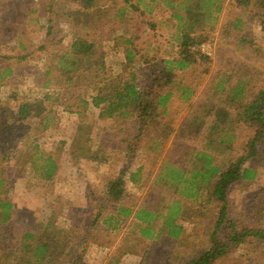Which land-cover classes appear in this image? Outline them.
<instances>
[{"label":"trees","instance_id":"16d2710c","mask_svg":"<svg viewBox=\"0 0 264 264\" xmlns=\"http://www.w3.org/2000/svg\"><path fill=\"white\" fill-rule=\"evenodd\" d=\"M68 1L71 6L67 19L72 40L65 51H59L56 56L49 54L50 42L46 39L49 40L53 32L47 20L48 31L38 52L46 53L41 56L46 64L52 57L56 63L47 67L42 74L44 82L37 81V87L29 95H13V99L18 101L16 120L39 119L38 125L42 128H55L59 124L56 110H60L62 105H67L70 113L76 112L75 121L85 116L88 107L93 105L99 108L101 118L119 119L121 132L125 134L122 143L127 152V164L105 178L101 196L96 197H102L105 204L97 206L89 224L78 225L69 221L74 209L68 206L63 217L54 215L36 229L23 230L12 248L0 245V264H60L62 256L69 258V264H87L84 257L89 250V236L95 233L99 222L107 225V220L120 224L131 219L149 243H157L163 234L177 240L185 231L184 213L193 210L204 212L209 204L214 203L218 206L219 216L210 232V244L198 248L197 253L185 258L181 264H215L233 247L249 240L264 241V227H241L228 217L230 190L238 183L253 180L257 174V170L247 162L261 154L264 141V81L258 87H249V80L240 78L235 82L234 77L243 74L236 70L233 61L221 79L215 84L211 81L198 93L197 87L183 84L184 79L180 75L199 60L208 59L196 50V46L205 40L203 33L208 31L207 27L213 28L218 21L224 0H136L134 3L124 0L126 5L114 10L113 22L105 27L106 31H111L106 41L105 22L102 23L100 13L105 11L102 10L105 3L102 4L101 0ZM235 1L238 4L251 2ZM155 2L170 11V19L177 23L178 51L171 56L166 55L169 57L159 55V47L153 42H138L141 35L137 32L146 21L144 18L136 20L137 17L134 21L127 14L128 10L139 16L151 12ZM258 2L264 12V0ZM125 23L130 27L128 35L118 32ZM262 24L264 29V20ZM152 29H156L154 25ZM32 52L20 58L25 59ZM261 59L259 56L256 60ZM11 71L10 67L3 70L1 80L4 81ZM212 77L215 79L216 74ZM52 85L60 89H50ZM79 92H83V107L73 110L69 106L70 97ZM177 93L182 105L189 106L190 111L181 121L177 115L174 119L164 120L168 117L172 97ZM46 100H52V104H45ZM237 123L254 129V133L238 147L234 143L238 134L235 130ZM85 133H88L87 142H90V126L79 124L73 140L78 150L73 155L105 165L103 145H94L95 149L89 152L86 151L90 147L83 148L81 140ZM33 137L29 150H26L27 165L22 173L29 175L37 184L53 185L56 202L70 200L68 180L59 175L60 155L42 149L38 138ZM176 146L182 148L179 156L172 153ZM140 149L152 158V164H158L155 174L149 171L147 182L151 189L158 186L167 192L160 209L157 206L140 205L136 208L124 205L127 183L139 184L145 177L143 166L132 169ZM167 149L169 151L165 153ZM10 188L7 178L0 177V235L11 225L17 212L16 205L8 196ZM199 198L201 201L197 204L191 203ZM203 199H207L206 203ZM92 204H95L93 200L88 207ZM105 210H108V218L101 219ZM87 215L90 216L89 211ZM225 225L228 230L225 234L219 233ZM71 231L74 233L70 234ZM62 232L68 233L61 236ZM68 237L74 240L64 252L61 245ZM107 264H112V261Z\"/></svg>","mask_w":264,"mask_h":264},{"label":"rangeland","instance_id":"374dc122","mask_svg":"<svg viewBox=\"0 0 264 264\" xmlns=\"http://www.w3.org/2000/svg\"><path fill=\"white\" fill-rule=\"evenodd\" d=\"M135 1L132 0V3ZM68 2V0H0V75L8 67L12 70L4 81L0 78V177L7 178L8 185L11 187L8 196L17 208L15 219L9 227L2 230L3 234L0 235V245L4 248H12L23 230L36 229L54 215L63 217L68 206L74 209H72L73 216L68 218L69 221H74L78 225L89 224L97 206L105 204L102 197L96 198L101 196L102 187L99 186H103L105 178L113 175L115 170L118 172L127 164V152L122 143L125 134L121 132L119 119L101 118L99 108L93 105H90L85 116L79 117L77 121H75L76 112L70 113L67 105H62L60 110H56L59 124L55 128H42V125H38L39 119L23 122L16 120L18 101L13 99V95H29L37 87V81L44 82L42 74L47 67L51 66V63H56L52 57L46 64L41 60V56L46 53L38 52L48 31L47 20L50 21L49 26H52L51 32H53L49 38L47 37L49 40L46 39L50 42L49 54L53 53V56L54 54L56 56L59 51H65L72 40L67 19L71 4ZM101 3H105L102 7L105 11L100 12L103 19L100 17L99 20L102 19V23L105 22L104 41H106L111 31H106L105 27L113 22L114 10L126 3L124 0H101ZM158 4L159 2H155L151 12H146L141 16L132 14L131 10H128L127 14L134 21L136 17V20L144 18L146 21L137 32L141 35L138 42L143 44L148 41L153 42L159 47L157 50L159 55L171 56L178 51L177 26H175L177 23L170 19V11ZM258 4V0H251L247 4H238L235 0H224L218 21L213 28L207 27L208 31L203 33L205 40L196 46V50L208 59L199 60L185 69L180 74L184 79L183 84L197 87L198 93L200 88L211 81L215 84L216 80L221 79L222 75L230 70L231 61L234 62L236 70L243 74L236 75L235 82L240 78L249 80V87L251 85L258 87L262 84L264 81V29L262 24L264 12L260 10ZM95 10L98 11V8ZM128 17L125 18L128 19ZM238 20L240 23H236ZM153 25L156 29H152ZM129 29V25L125 23L118 32L128 35ZM30 51H33L31 55L25 59L20 58ZM120 55L123 58L122 54ZM259 56H262V59L256 60ZM107 69H110V66ZM213 74H216L215 79L212 77ZM50 89H60V87L52 85ZM82 93H74L70 97L69 106H72L73 110L82 109ZM197 93L194 100L197 98ZM44 103L52 104V100H46ZM55 106L57 108L58 104ZM189 111L190 107L182 105L177 93L172 97L168 117L164 120L174 119L177 115L178 120L181 121ZM79 124L90 126L91 131L90 142H87L88 133H85V137L81 140L83 148L90 147L86 151L89 152L93 151L95 146L103 145L102 148L105 149L103 155L107 162L105 165L98 164V161L92 163L93 160L85 157L79 159L77 158L79 155H73V152L78 150L73 140ZM235 128L238 131L234 141L236 147L242 145L254 133L252 127H244L241 123H237ZM33 136L38 138L42 149L55 151L60 155V172L62 176L69 177L71 188L75 189H69L71 195L73 193L75 197L74 202L71 199L64 203L56 202L54 194L56 189L53 191V185L37 184L34 179L33 181L30 179L29 175L22 173L27 165L26 150H29V143L33 140ZM168 151L167 149L165 153ZM181 151V146H176L172 153L174 156H179ZM260 152L259 156L247 162L248 166L257 170L254 179L238 183L229 192L228 217L237 221L241 227H264V141ZM137 155L132 169L143 166L145 177L139 184L127 183L124 205L129 207L134 205L136 208L140 205L157 206L160 209L167 192L158 186L151 189L147 182L149 171L155 174L158 164H152V158L146 156L141 149ZM88 183L91 184L89 192L86 191ZM85 197L88 198V204L91 200L95 204L88 207L87 203L85 204L86 200L80 201ZM181 199L185 201V198L181 197ZM206 200L202 201L206 203ZM200 201L201 198L194 199L191 203L197 204ZM88 211L90 216L87 215ZM107 211L105 210L101 219L108 218ZM184 214L185 231L179 239L173 240L163 234L164 236L162 235L157 243H149V240L141 236L130 218L120 224L115 221L111 222V220H107V225L99 222L97 232L89 236V250L84 257L85 263L101 264L104 256L100 253L102 248L112 249L113 247L109 246H114L111 257L109 256L112 264H181L185 258L197 253L198 248H204L210 244V232L219 216V210L214 203V205L209 204L204 212L197 213L193 210ZM227 230L225 225L219 233L225 234ZM109 231L111 234L108 233ZM67 233L62 232L61 236ZM73 233L70 232V234ZM73 240L68 237L65 244L61 245V249L66 252ZM108 243L109 245L105 246ZM63 257L60 264H69V258ZM215 264H264V241L249 240L233 247Z\"/></svg>","mask_w":264,"mask_h":264},{"label":"crops","instance_id":"0c3cea01","mask_svg":"<svg viewBox=\"0 0 264 264\" xmlns=\"http://www.w3.org/2000/svg\"><path fill=\"white\" fill-rule=\"evenodd\" d=\"M89 161V160H88ZM90 162V161H89ZM60 169H61V167H60ZM59 175L61 176V178H63V179H67L68 180V184H69V189H72V190H75V189H73V188H71L72 187V185H71V182H70V179H69V177L67 176H62L61 175V172L59 171ZM101 182H103V181H101ZM128 183H131V181H129ZM103 185V184H102ZM91 186V184H87L86 185V191H88L89 192V189L91 188L90 187ZM99 187H103V186H99ZM55 194V193H54ZM55 197H56V194H55ZM68 197H69V199H71L72 201L75 199V197H73V193H72V195H71V192H69L68 193ZM56 199V198H55ZM84 200H86V202H85V204L86 205H89L88 203V198L87 197H85L84 199L82 198L80 201H84ZM74 202V201H73ZM101 224H103L102 222H100ZM99 228V225L97 226V228H96V231H95V233L97 232V229ZM109 234H111V231H109L108 232ZM107 245H109V243L108 244H105V246H107ZM109 247H113L112 249L110 248V249H108V248H106V247H103L102 248V250L100 251V253L101 254H103L104 256L102 257V262H101V264H107V261L108 262H111L110 260H111V254H112V252H113V249H114V246H109ZM110 256V257H109Z\"/></svg>","mask_w":264,"mask_h":264}]
</instances>
